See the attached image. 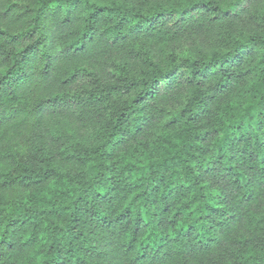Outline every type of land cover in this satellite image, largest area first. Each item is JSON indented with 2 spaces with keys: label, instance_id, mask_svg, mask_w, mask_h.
I'll return each instance as SVG.
<instances>
[{
  "label": "clouds",
  "instance_id": "clouds-1",
  "mask_svg": "<svg viewBox=\"0 0 264 264\" xmlns=\"http://www.w3.org/2000/svg\"><path fill=\"white\" fill-rule=\"evenodd\" d=\"M0 264H264V0H0Z\"/></svg>",
  "mask_w": 264,
  "mask_h": 264
}]
</instances>
